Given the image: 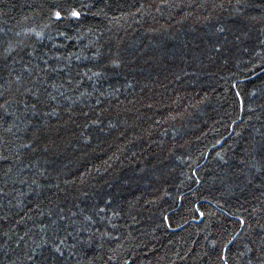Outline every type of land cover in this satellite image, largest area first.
<instances>
[{"label": "trees", "instance_id": "obj_1", "mask_svg": "<svg viewBox=\"0 0 264 264\" xmlns=\"http://www.w3.org/2000/svg\"><path fill=\"white\" fill-rule=\"evenodd\" d=\"M42 2L0 0V51L35 42L32 33L41 30L44 19ZM108 3L106 18L88 17L96 29L90 39L66 41L67 47L51 50L82 57H91L96 49L102 53L95 61L74 58L72 68L56 77L58 83L69 75L73 78L71 87L65 83L61 89H67L72 99L84 90L103 101L97 108L106 109L103 123L88 129L91 142L84 144L80 138L77 124L84 117L76 116L74 122L63 112V127L57 124L46 130L47 153L18 157L20 139L0 129V136L14 141L0 140V154L9 157L0 160V215L9 216L0 228V264L13 260L20 264L18 234L33 226L27 217L36 216L32 209L40 200L29 187L33 178L43 185L60 183L64 193L59 202L66 210L76 211V204L86 211L105 209L93 221L97 236L106 234L90 250L93 264H211L204 255L211 251L203 238L206 231L234 227L231 214H240L242 203L249 210L264 207L260 203L264 189L255 187L260 181L251 168V164L264 165V0ZM221 27L224 31L217 32ZM49 40L45 45L50 47ZM213 45L221 52L216 53ZM117 52L124 64L118 70L105 69L107 78L95 81L94 90L93 81L83 74L100 70ZM7 63L10 67L0 70L4 77L0 92L13 98L5 91V80L20 63L11 58ZM81 78V89L73 92ZM128 83L133 87L128 88ZM236 92L241 93L239 98ZM82 106L83 100L75 111L79 113ZM17 136L27 138L23 132ZM246 176L255 177L253 184L246 183ZM56 191L45 189L48 195ZM48 205L45 199L41 207ZM196 206L206 213L199 225ZM162 213L170 217L175 231L161 226ZM253 227L259 231L255 221ZM5 231L11 239L2 235Z\"/></svg>", "mask_w": 264, "mask_h": 264}, {"label": "snow or ice", "instance_id": "obj_2", "mask_svg": "<svg viewBox=\"0 0 264 264\" xmlns=\"http://www.w3.org/2000/svg\"><path fill=\"white\" fill-rule=\"evenodd\" d=\"M40 7L43 10L44 19L40 25L41 30H34L32 33L36 37L35 42L21 44L17 48L7 47L0 51V70L10 67L7 63L9 58L13 60L14 64L20 63L19 69L13 67L12 71L8 73L11 79L5 80L8 85L5 91L12 93L13 98L0 92V129L20 139L16 152L18 157L29 156L37 151L47 153L50 150L48 140L44 139L48 135L46 130L53 129L57 124H60L63 119L61 112L66 114L68 120L74 122L76 116L84 117L83 122L77 124V127L80 128V138L83 143H90L91 134L88 133V129L93 126L99 127L103 123L102 111H106V109L97 111L98 106L103 102L100 96L92 99L93 93L80 90L84 83L83 78L76 82L75 88H72L73 92L80 90L79 97L76 99L66 95L67 89L61 90L64 89L65 83L69 87L72 86L73 78L70 75L64 82L58 83L56 80L57 76L72 68L74 58L77 61L100 59L102 53L99 49H96L95 54L91 57H82L80 54L58 55L51 50L67 47L66 41L68 43L78 42L85 36L90 39V34L96 29L90 24L88 17L91 15L101 19L106 18L105 8L110 7L108 0H99V3L97 0H43ZM96 27L98 28V25ZM223 31V27L217 29V32L222 33ZM49 38L51 39L49 40ZM225 39L227 38L225 37ZM45 40H49L50 47L45 45ZM57 40L59 43L55 42ZM37 45L42 47H37ZM87 47H91V45L89 44ZM43 48L48 50L44 51ZM213 50L219 53L221 47L213 45ZM13 52H16V56L20 57L19 61L16 56H13ZM21 52L24 53L23 56L20 55ZM123 64L124 61L117 52L108 57L107 61L101 65L100 70L92 72L91 75L84 73L83 76L89 81H93L92 87L95 90V81L107 78L105 69L118 70ZM77 75L80 74L77 73ZM3 79L2 71H0V80ZM127 87L132 88L133 85L128 83ZM232 87L236 88L237 85L233 84ZM114 91L119 92V88L114 87ZM101 95H104L103 91H101ZM108 95L111 96L112 93ZM235 95L239 98L241 93L236 92ZM81 100H83V106L77 113L74 106L81 104ZM89 100L91 103L88 102ZM240 106L243 110L242 100ZM248 111L255 110L248 109ZM60 126L63 127L62 124ZM109 127H115V124H109ZM100 130L103 131L102 128ZM18 132L25 133L27 138L22 139L17 136ZM0 140H4L5 144L14 143L3 136H0ZM8 159L7 155L0 154V160ZM240 163L247 164L248 162L241 160ZM251 168L255 169V177H258L260 181L255 184V187L264 189V165L256 167L255 164H251ZM39 175L44 176V173H39ZM255 177L246 176V183L253 184ZM44 178L48 179L46 176ZM21 182L28 184L27 180H21ZM64 183H68V181L65 180ZM29 187L40 200L32 209L36 216L27 217L34 221L33 226L27 228L23 235L18 234L16 246L22 252V256L18 254L20 264H93L95 256L90 250L96 248L97 239L106 235L100 233V236H97L98 230H92L93 221L105 209L99 207L93 211H86L76 204L74 205L76 211L72 208L66 210L59 202V197L64 193L60 183L43 185L38 179L33 178ZM49 187L55 188L57 191L48 195L45 189ZM229 193L234 194L231 189H229ZM30 194L26 193L25 195ZM54 196L56 199H53ZM45 199L49 201L46 209L41 207ZM151 202L155 203V201ZM107 203L110 205L111 201ZM260 203L264 206V200H261ZM0 207L3 206L0 205ZM241 209L240 214H231L234 227L223 226L215 232L208 230L204 234L203 238L208 249L211 250H206L204 255L209 257L211 264H264V223H261V220H264V207L249 210L243 208L242 203ZM194 211L198 216L195 223L199 225L205 221L206 213L200 210V206H196ZM244 211L248 212V216L243 215ZM256 213H261V215L257 216ZM224 215L228 216L229 212H225ZM8 219V213L0 215V228L7 223ZM253 221L259 228L258 232L253 227ZM16 222L21 223L22 221ZM111 226L115 227V224L112 223ZM161 226L170 231L176 230L173 228L170 217L163 213ZM2 235L11 239L8 231L3 232ZM108 239L119 240V237L109 236ZM113 251L116 250L113 249ZM111 259L112 256H109L108 260ZM12 264H17V262L13 260ZM125 264L128 262L125 261Z\"/></svg>", "mask_w": 264, "mask_h": 264}]
</instances>
